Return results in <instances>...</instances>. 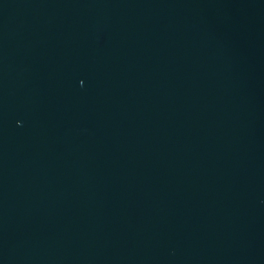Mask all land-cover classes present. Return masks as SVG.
Instances as JSON below:
<instances>
[{
	"label": "water",
	"instance_id": "water-1",
	"mask_svg": "<svg viewBox=\"0 0 264 264\" xmlns=\"http://www.w3.org/2000/svg\"><path fill=\"white\" fill-rule=\"evenodd\" d=\"M0 264H264V0H0Z\"/></svg>",
	"mask_w": 264,
	"mask_h": 264
}]
</instances>
